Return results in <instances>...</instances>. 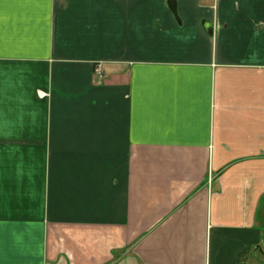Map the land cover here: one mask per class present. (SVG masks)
Masks as SVG:
<instances>
[{
	"label": "crops",
	"instance_id": "crops-1",
	"mask_svg": "<svg viewBox=\"0 0 264 264\" xmlns=\"http://www.w3.org/2000/svg\"><path fill=\"white\" fill-rule=\"evenodd\" d=\"M176 2L0 0V264H264V0Z\"/></svg>",
	"mask_w": 264,
	"mask_h": 264
},
{
	"label": "built area",
	"instance_id": "built-area-1",
	"mask_svg": "<svg viewBox=\"0 0 264 264\" xmlns=\"http://www.w3.org/2000/svg\"><path fill=\"white\" fill-rule=\"evenodd\" d=\"M207 1H209V0H207ZM212 1L214 2V6H215V3H216L217 0H212ZM95 73L100 78H103L104 77V72H103V70H102V68L100 66H97L95 68ZM39 93H40L41 96H45L46 95L45 92H41L40 91Z\"/></svg>",
	"mask_w": 264,
	"mask_h": 264
},
{
	"label": "water",
	"instance_id": "water-1",
	"mask_svg": "<svg viewBox=\"0 0 264 264\" xmlns=\"http://www.w3.org/2000/svg\"><path fill=\"white\" fill-rule=\"evenodd\" d=\"M168 5L171 8V10L173 11V13L175 14L176 18H179L178 12H177V2H176V0H168ZM209 30H211V27H210Z\"/></svg>",
	"mask_w": 264,
	"mask_h": 264
}]
</instances>
